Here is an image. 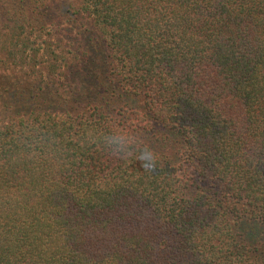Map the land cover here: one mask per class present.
Here are the masks:
<instances>
[{"label": "trees", "instance_id": "16d2710c", "mask_svg": "<svg viewBox=\"0 0 264 264\" xmlns=\"http://www.w3.org/2000/svg\"><path fill=\"white\" fill-rule=\"evenodd\" d=\"M0 264H264V0H0Z\"/></svg>", "mask_w": 264, "mask_h": 264}, {"label": "clouds", "instance_id": "9594fccd", "mask_svg": "<svg viewBox=\"0 0 264 264\" xmlns=\"http://www.w3.org/2000/svg\"><path fill=\"white\" fill-rule=\"evenodd\" d=\"M141 155H142V159L140 160V162L143 167L148 168L154 165L155 158L151 152H145L142 153Z\"/></svg>", "mask_w": 264, "mask_h": 264}, {"label": "rangeland", "instance_id": "374dc122", "mask_svg": "<svg viewBox=\"0 0 264 264\" xmlns=\"http://www.w3.org/2000/svg\"><path fill=\"white\" fill-rule=\"evenodd\" d=\"M65 2H69L70 0H64ZM83 24H85L86 26H89V24L85 21ZM77 30H75L76 32Z\"/></svg>", "mask_w": 264, "mask_h": 264}]
</instances>
